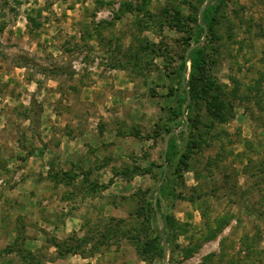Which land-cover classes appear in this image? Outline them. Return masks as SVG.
Instances as JSON below:
<instances>
[{"label":"rangeland","instance_id":"374dc122","mask_svg":"<svg viewBox=\"0 0 264 264\" xmlns=\"http://www.w3.org/2000/svg\"><path fill=\"white\" fill-rule=\"evenodd\" d=\"M212 3L0 0V264H264V0Z\"/></svg>","mask_w":264,"mask_h":264},{"label":"trees","instance_id":"16d2710c","mask_svg":"<svg viewBox=\"0 0 264 264\" xmlns=\"http://www.w3.org/2000/svg\"><path fill=\"white\" fill-rule=\"evenodd\" d=\"M225 0H216V3H212V4H208V7L206 8L204 15H203V22L202 24H206V26H212V25H217L221 22V20L226 16L227 11L225 10ZM201 30L204 31V27H200ZM201 35V33L199 34ZM207 55H206V50L204 47H197L196 49H194L190 55H185L183 57V60L181 62L180 65V70H181V75H183L187 69H188V62H190V68H191V73H190V80L188 82V87L185 88V93L186 95L190 93L192 98H198L200 96V93L196 87V82L197 80H201L204 78L205 71H204V66L206 64V59ZM181 80H183L181 78ZM239 86L236 87V89H234V91L232 92L233 96L235 98H241L242 96L239 94ZM221 93H219L218 95H214L215 100L217 101V113L215 112V114H218V120L220 122H227L228 120H230L233 115H234V103L231 101H226L225 98L221 99ZM185 101H187V97L184 99ZM182 101V100H181ZM180 115H183V111L182 109L180 110ZM253 119L256 120V122L259 123V119L258 117H256L255 115H253ZM262 124V123H261ZM264 124V121H263ZM166 133H174V130L172 129H165ZM174 136V135H173ZM172 136V137H173ZM172 137L170 138V140L172 141ZM171 146V145H170ZM172 146H174L172 144ZM171 161V153L168 152L167 154V162ZM164 167V165H163ZM164 178V171H162V176ZM164 187H166L164 185ZM156 207L159 210V212H161V200L158 199L156 201ZM162 217L164 218V220H166V230L165 233H168V225H169V220L170 218L165 217V215L162 214ZM171 221V220H170ZM158 235L160 236V231L158 232ZM193 248L194 247H189L186 251L187 256L191 255L193 253ZM7 252L9 253H13L15 252L14 247H9V249H6ZM159 253H163L162 250L158 251Z\"/></svg>","mask_w":264,"mask_h":264},{"label":"water","instance_id":"95a60500","mask_svg":"<svg viewBox=\"0 0 264 264\" xmlns=\"http://www.w3.org/2000/svg\"><path fill=\"white\" fill-rule=\"evenodd\" d=\"M208 1H209V0H208ZM203 11H204V8H203V9L201 10V12H200V22L202 21V14H203ZM203 26H204V29H205V36H206V34H207V26H206L205 24H203ZM201 42H202V41L196 43L194 46H192V47L190 48L189 51H191L194 47L200 45ZM183 111L185 112V107L183 108ZM169 139H170V134L167 135V138H166V145H165V153H164V155H163V159H164L165 164H166V162H167V151H168ZM166 167H167V165H166ZM156 201H157V197H156Z\"/></svg>","mask_w":264,"mask_h":264}]
</instances>
